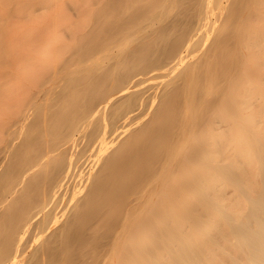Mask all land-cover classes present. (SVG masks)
Returning a JSON list of instances; mask_svg holds the SVG:
<instances>
[{
  "label": "bare ground",
  "instance_id": "6f19581e",
  "mask_svg": "<svg viewBox=\"0 0 264 264\" xmlns=\"http://www.w3.org/2000/svg\"><path fill=\"white\" fill-rule=\"evenodd\" d=\"M0 264H264V0H0Z\"/></svg>",
  "mask_w": 264,
  "mask_h": 264
}]
</instances>
